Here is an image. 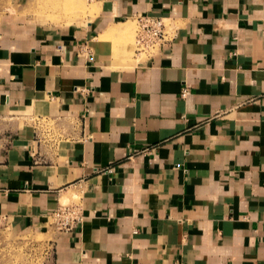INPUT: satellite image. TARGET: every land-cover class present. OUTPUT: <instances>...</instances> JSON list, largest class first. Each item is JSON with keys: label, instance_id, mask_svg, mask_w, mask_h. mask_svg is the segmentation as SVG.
<instances>
[{"label": "crops", "instance_id": "1", "mask_svg": "<svg viewBox=\"0 0 264 264\" xmlns=\"http://www.w3.org/2000/svg\"><path fill=\"white\" fill-rule=\"evenodd\" d=\"M89 4L0 26V221L52 235L54 264H264V0ZM136 14L174 39L110 66L100 36Z\"/></svg>", "mask_w": 264, "mask_h": 264}, {"label": "rangeland", "instance_id": "2", "mask_svg": "<svg viewBox=\"0 0 264 264\" xmlns=\"http://www.w3.org/2000/svg\"><path fill=\"white\" fill-rule=\"evenodd\" d=\"M90 2L91 0H0V26H13L15 22L19 25L26 24L28 27L38 21L57 24L86 23L94 17ZM119 24L126 29L111 33L110 28L100 36V40L104 42L101 46L104 57L114 55L110 66L127 68L150 57L149 53L136 52L135 16ZM43 121L46 124L45 128L43 127L44 135H54L52 121ZM65 203L79 204V197L71 201L64 200ZM51 222L53 231L64 232L56 227L53 216ZM52 240L53 236L50 234L17 232L5 220L0 221V264H54L55 245Z\"/></svg>", "mask_w": 264, "mask_h": 264}, {"label": "built area", "instance_id": "3", "mask_svg": "<svg viewBox=\"0 0 264 264\" xmlns=\"http://www.w3.org/2000/svg\"><path fill=\"white\" fill-rule=\"evenodd\" d=\"M137 24L136 52L151 56L171 43L175 35V26L168 18L149 14H136ZM149 55V56H150ZM190 92L188 86L182 90V97ZM83 219V210L79 204H62L53 214V220L59 230L68 231Z\"/></svg>", "mask_w": 264, "mask_h": 264}, {"label": "bare ground", "instance_id": "4", "mask_svg": "<svg viewBox=\"0 0 264 264\" xmlns=\"http://www.w3.org/2000/svg\"><path fill=\"white\" fill-rule=\"evenodd\" d=\"M111 29H112V30H111ZM111 29H110V32L113 33L114 31H118V30H122V31H124L126 28H125L124 26H119V25L117 26V25H116L115 27H113V28H111Z\"/></svg>", "mask_w": 264, "mask_h": 264}]
</instances>
